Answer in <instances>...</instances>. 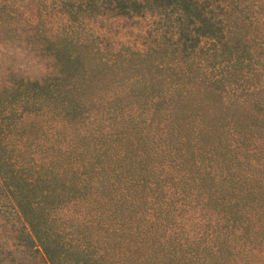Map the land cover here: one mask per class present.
Instances as JSON below:
<instances>
[{
  "label": "trees",
  "instance_id": "trees-1",
  "mask_svg": "<svg viewBox=\"0 0 264 264\" xmlns=\"http://www.w3.org/2000/svg\"><path fill=\"white\" fill-rule=\"evenodd\" d=\"M59 4L50 71L0 80V264H264V0ZM108 12L150 44L79 30Z\"/></svg>",
  "mask_w": 264,
  "mask_h": 264
},
{
  "label": "rangeland",
  "instance_id": "rangeland-1",
  "mask_svg": "<svg viewBox=\"0 0 264 264\" xmlns=\"http://www.w3.org/2000/svg\"><path fill=\"white\" fill-rule=\"evenodd\" d=\"M0 1L7 6L6 13L11 15L6 29L12 28L19 32L13 35L10 32L12 30H6L8 37L1 40L5 47H0V80L7 76L6 68L16 65H22L23 73L27 77H43L50 71V61L41 55L40 50L50 43L55 34L68 27L66 16L60 8V0ZM82 20L84 21L79 30H90L103 38L100 42H106L112 48L125 46L137 49L146 48L150 44L145 36L146 25L142 20L117 17L111 12L92 19L84 17ZM36 31L41 35L39 39L34 34ZM5 240L6 236L0 229V244L3 247L2 242ZM23 251L20 250L14 255L16 261L13 264H47L40 255Z\"/></svg>",
  "mask_w": 264,
  "mask_h": 264
}]
</instances>
